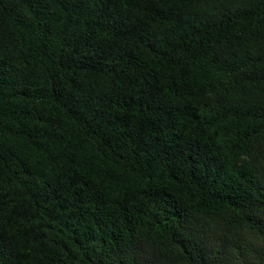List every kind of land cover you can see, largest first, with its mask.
<instances>
[{"label": "trees", "instance_id": "1", "mask_svg": "<svg viewBox=\"0 0 264 264\" xmlns=\"http://www.w3.org/2000/svg\"><path fill=\"white\" fill-rule=\"evenodd\" d=\"M0 264H264V0H0Z\"/></svg>", "mask_w": 264, "mask_h": 264}]
</instances>
